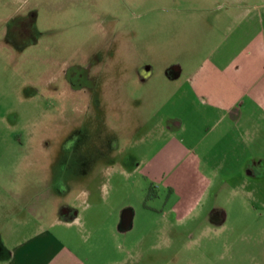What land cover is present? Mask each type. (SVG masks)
I'll list each match as a JSON object with an SVG mask.
<instances>
[{
    "label": "rangeland",
    "instance_id": "obj_1",
    "mask_svg": "<svg viewBox=\"0 0 264 264\" xmlns=\"http://www.w3.org/2000/svg\"><path fill=\"white\" fill-rule=\"evenodd\" d=\"M174 2L0 0L3 256L51 227L80 245L91 264H264L261 204L241 212L234 201L221 228L148 225L157 217L145 206L160 201L147 198L150 182L133 165L170 139L173 118H189L191 137L209 130L191 119L187 79L224 34L221 24L200 29ZM30 15L34 35L24 40L15 26ZM77 64L89 71L86 93L65 88L63 71ZM84 190L89 200L77 197ZM64 205H75L79 221L53 226ZM125 207L135 212L127 232L116 225Z\"/></svg>",
    "mask_w": 264,
    "mask_h": 264
},
{
    "label": "crops",
    "instance_id": "obj_2",
    "mask_svg": "<svg viewBox=\"0 0 264 264\" xmlns=\"http://www.w3.org/2000/svg\"><path fill=\"white\" fill-rule=\"evenodd\" d=\"M172 1L178 13H191L200 29L209 26L214 32L219 24L224 28L223 38L187 79L195 114L191 119L197 116L195 125L211 127L191 137L189 118L169 120L170 139L133 167L150 182L147 198L160 201L159 208L145 206L151 217H157L150 220V228L160 224L166 229L221 228L228 225L234 201L241 212L264 206V0ZM82 194L87 200L92 196L84 190L77 197ZM221 198H226V206L218 205ZM79 218L74 205L52 225L75 224ZM134 219V210L125 207L116 225L127 232L135 227ZM144 239L146 234L130 243ZM2 249L0 264H91L80 245L51 227L18 241L6 256Z\"/></svg>",
    "mask_w": 264,
    "mask_h": 264
},
{
    "label": "flooded vegetation",
    "instance_id": "obj_3",
    "mask_svg": "<svg viewBox=\"0 0 264 264\" xmlns=\"http://www.w3.org/2000/svg\"><path fill=\"white\" fill-rule=\"evenodd\" d=\"M34 24V17L31 15L25 19L19 20L16 28V36L21 37L22 39H28L33 34L32 26ZM31 46V45H30ZM33 46V44H32ZM63 77L65 80V88L73 94L86 93L87 89L93 87L92 82H90L89 71L82 65H72L69 68L63 71ZM71 208L64 205L61 208V214L70 212ZM138 245L135 244V246Z\"/></svg>",
    "mask_w": 264,
    "mask_h": 264
}]
</instances>
